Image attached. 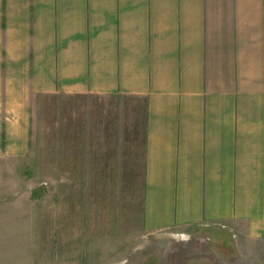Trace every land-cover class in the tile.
<instances>
[{
  "label": "crops",
  "instance_id": "obj_1",
  "mask_svg": "<svg viewBox=\"0 0 264 264\" xmlns=\"http://www.w3.org/2000/svg\"><path fill=\"white\" fill-rule=\"evenodd\" d=\"M60 97L144 112L149 235L264 240V0H0V157Z\"/></svg>",
  "mask_w": 264,
  "mask_h": 264
},
{
  "label": "rangeland",
  "instance_id": "obj_2",
  "mask_svg": "<svg viewBox=\"0 0 264 264\" xmlns=\"http://www.w3.org/2000/svg\"><path fill=\"white\" fill-rule=\"evenodd\" d=\"M35 108L29 155L0 157V264L70 247L87 248L92 264H264V240L146 232L144 112L132 102L60 97Z\"/></svg>",
  "mask_w": 264,
  "mask_h": 264
}]
</instances>
